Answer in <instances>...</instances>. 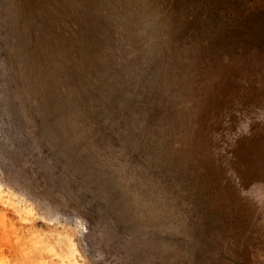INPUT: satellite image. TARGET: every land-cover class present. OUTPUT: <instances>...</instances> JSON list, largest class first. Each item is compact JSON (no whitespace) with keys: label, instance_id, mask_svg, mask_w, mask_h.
Segmentation results:
<instances>
[{"label":"rangeland","instance_id":"obj_1","mask_svg":"<svg viewBox=\"0 0 264 264\" xmlns=\"http://www.w3.org/2000/svg\"><path fill=\"white\" fill-rule=\"evenodd\" d=\"M19 157L78 199L100 173L151 264H264V0H0V176ZM47 214L88 248V217Z\"/></svg>","mask_w":264,"mask_h":264},{"label":"bare ground","instance_id":"obj_2","mask_svg":"<svg viewBox=\"0 0 264 264\" xmlns=\"http://www.w3.org/2000/svg\"><path fill=\"white\" fill-rule=\"evenodd\" d=\"M34 13L36 14V11ZM135 14L134 20H137ZM7 178H9L8 181H4ZM80 178L84 182L91 183V189H84L83 193L86 196L82 199L73 195L75 193L73 186L66 187L63 192L56 188L60 180L59 175L44 169H34L26 164V159L23 157L18 158L14 168L0 176V264H50L46 258L47 254H45L48 252L58 254L63 264H90L88 258L84 256L88 253H95L98 256V264H151L149 261V257L152 256L149 249L151 224L147 212L142 211L139 224H126L124 221L114 219L112 221L107 218L101 219V174L87 173ZM21 183H26L27 187L20 185ZM49 209L73 216L83 214L88 217L89 228L88 231H83L82 239L87 242L88 248L82 252L70 239V246L68 245V248L58 252V242L54 243L43 238L39 230L43 229L44 225L48 228H56L59 234L65 233L66 237H69V233H74L72 231L77 229H74L68 221L48 215ZM11 256L18 260H13Z\"/></svg>","mask_w":264,"mask_h":264}]
</instances>
